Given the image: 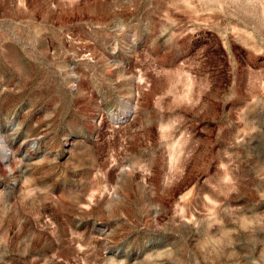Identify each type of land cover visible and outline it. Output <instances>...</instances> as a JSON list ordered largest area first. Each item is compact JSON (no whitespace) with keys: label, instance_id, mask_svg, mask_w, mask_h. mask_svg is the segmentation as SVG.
<instances>
[{"label":"rangeland","instance_id":"obj_1","mask_svg":"<svg viewBox=\"0 0 264 264\" xmlns=\"http://www.w3.org/2000/svg\"><path fill=\"white\" fill-rule=\"evenodd\" d=\"M0 264H264V0H0Z\"/></svg>","mask_w":264,"mask_h":264}]
</instances>
